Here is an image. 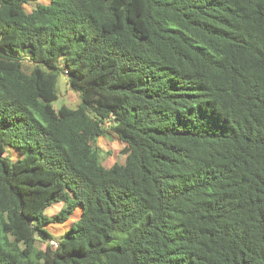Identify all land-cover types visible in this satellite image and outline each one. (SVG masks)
Returning a JSON list of instances; mask_svg holds the SVG:
<instances>
[{"label":"trees","instance_id":"16d2710c","mask_svg":"<svg viewBox=\"0 0 264 264\" xmlns=\"http://www.w3.org/2000/svg\"><path fill=\"white\" fill-rule=\"evenodd\" d=\"M31 1L0 0V264H264V0Z\"/></svg>","mask_w":264,"mask_h":264},{"label":"rangeland","instance_id":"374dc122","mask_svg":"<svg viewBox=\"0 0 264 264\" xmlns=\"http://www.w3.org/2000/svg\"><path fill=\"white\" fill-rule=\"evenodd\" d=\"M46 0H32V5H35L36 2L43 3ZM47 2V1H46ZM27 10L30 9L31 5L25 6ZM57 90L58 98L54 102V107L58 108L61 104H66L70 107H75L79 101L78 94L70 89L66 84L64 77L61 73L57 77ZM98 147L100 150V160L101 162L109 166L114 162L123 163L125 158V153L122 152L123 144L116 139L114 136L100 137L98 139ZM63 202L55 203L51 207L46 209L48 215L56 213L63 206ZM80 213V210L75 208L72 213V218L68 219L64 223H54L48 227L50 237L53 238L56 242H59L63 238V233L66 228L70 226V222L75 220ZM40 245V244H38Z\"/></svg>","mask_w":264,"mask_h":264},{"label":"built area","instance_id":"2783aa9c","mask_svg":"<svg viewBox=\"0 0 264 264\" xmlns=\"http://www.w3.org/2000/svg\"><path fill=\"white\" fill-rule=\"evenodd\" d=\"M51 243L55 244L53 241H51Z\"/></svg>","mask_w":264,"mask_h":264}]
</instances>
